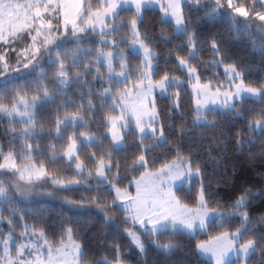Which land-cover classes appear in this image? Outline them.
<instances>
[{"label": "snow or ice", "instance_id": "snow-or-ice-1", "mask_svg": "<svg viewBox=\"0 0 264 264\" xmlns=\"http://www.w3.org/2000/svg\"><path fill=\"white\" fill-rule=\"evenodd\" d=\"M205 3L204 18L223 9L234 29L244 25L233 39L248 37L264 57V0H0V264H89L73 214L87 209L145 260L150 247L194 264L264 260V195L246 188L213 199L185 147L186 134L216 122L210 106L243 120L238 148L243 135L264 132V73L249 77L214 37L202 55L188 5ZM153 35L177 37L170 64ZM246 96L260 106L242 111ZM32 200L73 211L50 219ZM109 243L101 259L131 264Z\"/></svg>", "mask_w": 264, "mask_h": 264}, {"label": "trees", "instance_id": "trees-1", "mask_svg": "<svg viewBox=\"0 0 264 264\" xmlns=\"http://www.w3.org/2000/svg\"><path fill=\"white\" fill-rule=\"evenodd\" d=\"M208 7L210 5L207 3L203 8L188 5L190 23L199 37L197 43L202 55L207 58L209 51L207 42L209 38L214 37L220 42L228 58L234 59L238 64L248 68L247 75L258 82L261 74L264 73V57L253 48L248 37L242 35L239 40L233 39V32L241 31L244 25L237 21L234 29L231 19L223 9L218 15L214 13L212 19L204 18L203 12ZM153 11L144 10L146 14ZM143 22L150 34L155 33L156 19L154 16L149 18L146 15ZM152 38L156 41L155 46L160 54L159 61L170 64L172 58L169 49L177 37L165 39L162 38V35H153ZM183 47L181 46V51ZM252 65L258 67L252 68L250 67ZM206 71L210 74L211 65ZM249 105H252L253 108L250 109ZM259 106L260 101L249 99H243V103L239 104L240 109L244 112L255 110ZM213 115L216 117L214 124L203 126V131L193 130L184 137L185 147L195 149L193 158L204 169L208 192L213 199L219 198L224 203H227L237 192L246 188H251L253 191L259 189L261 195H264V155L261 154V149L264 148V142H262L264 141V132H254V139L243 135L241 137L243 147L238 148L234 142V133L243 125V120L233 110L206 113L209 119ZM249 144L251 148L248 147ZM255 199L259 200L260 196ZM30 206L40 213H50V219H57L56 214L59 211H73L64 209V206L59 205L58 202L46 203L44 207L35 204ZM260 210L259 207L255 209L257 212ZM73 214L76 217L75 222L79 223L81 230L85 232V238L93 250V254L87 258L89 264H104V259L100 257L101 253L111 255L112 248L109 242H119L121 250L125 253L124 258L131 264H194V257L180 251H177V254L171 258H165L159 250L151 247L145 260L128 245L126 237L112 221L108 222L105 231L101 227L103 218L95 210L74 211ZM259 264H264V260H260Z\"/></svg>", "mask_w": 264, "mask_h": 264}, {"label": "rangeland", "instance_id": "rangeland-1", "mask_svg": "<svg viewBox=\"0 0 264 264\" xmlns=\"http://www.w3.org/2000/svg\"><path fill=\"white\" fill-rule=\"evenodd\" d=\"M143 7H144V10H154V8H150V7H149V4H148V3H145ZM165 22H167V21H165ZM240 23H241V22H240ZM240 23H239V24H240ZM241 24H242V23H241ZM254 34H255V33H254ZM193 55H194V53H193ZM243 99L257 100V99H255V98L247 97V96L244 97ZM230 110H232V109H223V110H221V109L219 108V106H215V107L210 106L206 113H208V112H210V111L227 112V111H230ZM258 133H259V132H258ZM52 202H57V201L32 200V201L29 202V204H30V205H31V204H35V205H38V206H39V205H45L46 203H52ZM103 263H104V264H107V261L104 260Z\"/></svg>", "mask_w": 264, "mask_h": 264}]
</instances>
